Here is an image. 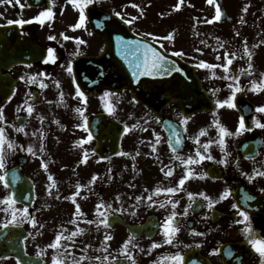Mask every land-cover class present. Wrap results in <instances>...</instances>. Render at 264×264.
Returning <instances> with one entry per match:
<instances>
[{"label": "flooded vegetation", "instance_id": "1", "mask_svg": "<svg viewBox=\"0 0 264 264\" xmlns=\"http://www.w3.org/2000/svg\"><path fill=\"white\" fill-rule=\"evenodd\" d=\"M69 1L58 0V3L62 7ZM248 1L253 7L251 18H201L200 32L183 27L184 18H136L131 24L125 21L132 18H97L98 22L93 23L87 9L85 27L74 29L72 26L79 19L77 8L76 13L69 16L64 11H56L43 24L35 18H12V21H28L19 25L20 49L37 48L45 57L34 63L12 60L7 71L12 89L8 99L0 97L5 117L0 127L5 128L8 139L25 148L33 146L37 154L5 148L10 186L5 188L0 182V200L11 193L16 201L14 207H27L37 223L34 227L25 220L19 225L0 226V264H17L18 260L21 264H52L53 256L59 264H73L80 257L85 259L79 260V264H132L122 253L129 237L134 238L129 252L136 264H175L170 257L176 252L183 256V264H260L259 253L248 242L249 235L244 229L250 224L254 235L264 237V191H260L264 189V176L256 175L264 171V128L254 122L264 123V113L256 111L264 106V91L251 90V81L259 83L260 74L264 73V0ZM227 2L235 15L238 0ZM89 6L112 14L120 12L125 17V0H94ZM128 29L145 39L140 34L152 33L157 39H147L166 55L183 51L184 55L179 58L194 68L199 79L198 87L187 91L188 99L198 101L197 104L184 110L176 101L177 89L168 75L140 77L138 99L125 85L123 79H128L127 72L119 89L110 86L113 70L128 69L127 61L120 54L121 44L116 39L121 36L128 40ZM169 33L173 40H164ZM245 44L252 53L251 61L244 54ZM48 48L54 49L55 60L45 63ZM225 52L235 53L229 72L238 76V81L223 78L222 67H197L201 60L223 65ZM249 62L251 69H248ZM69 64L71 72L67 70ZM241 69L246 71L241 73ZM96 71L105 73V85L96 84ZM40 73L44 75L36 84L26 82L28 77ZM41 83L47 86L41 87ZM229 84L242 89L233 100L236 106H218L217 100L223 101L231 95ZM81 85L87 89L83 91ZM77 87L84 93L83 97L77 95ZM93 87L95 89H90ZM29 94V103L34 109L31 115L24 103ZM78 107L87 117V131L76 127L84 122L76 112ZM242 116L246 127L239 134L225 136L222 151L214 121L236 133ZM185 117L186 123L182 124L180 121ZM126 125L127 132L124 131ZM21 126L23 132L15 131ZM173 128L182 138L181 145L175 144ZM202 129L206 130L204 135L200 134ZM89 132L92 139L78 144L81 139L87 140ZM156 135L160 138L158 144ZM170 138L176 153L172 152ZM41 142L43 154L39 151ZM204 144L209 145L206 150ZM98 150L103 151L105 157ZM197 150L212 159L186 167L175 158L177 154L185 159L189 155L195 157ZM85 151L88 159L83 163ZM42 163L47 164V171ZM189 168L193 174L176 193L154 194L156 187H176ZM169 169L173 174L166 176ZM4 171L0 170V174ZM49 175L53 176L55 187L49 188L52 183ZM93 175L97 176L96 181L81 188L76 195V203L81 208L76 213L70 197L77 192V183L88 185ZM248 176L253 178L249 180ZM225 189L231 194L220 200ZM189 192L194 194L191 199ZM201 192L216 201L211 209L207 207L208 201L199 195ZM149 195L151 201L147 198ZM249 196L254 199H247ZM100 201L111 205L110 210L101 209L107 210L108 220L115 215L107 227L98 222L87 223L88 220L98 221L96 205ZM169 201H178L175 209ZM253 201L261 204L263 210L247 206ZM233 204L238 208L234 209ZM5 208L9 211H4ZM185 209L186 215L183 214ZM240 210L249 214L248 223L237 222L243 221L238 215ZM172 211L178 214L179 230L172 237V243L166 244L161 225ZM11 216V207L0 203V225L11 220ZM73 219L76 224L71 223ZM130 226L141 227L143 231L134 234ZM77 227L84 231L72 241L66 240ZM57 234L62 236V247L51 249L48 245ZM106 235L111 239L105 240ZM154 243L159 246L153 247ZM64 253L67 255H61ZM105 256L109 257L107 261L103 259ZM96 257L101 259L96 260Z\"/></svg>", "mask_w": 264, "mask_h": 264}, {"label": "snow or ice", "instance_id": "2", "mask_svg": "<svg viewBox=\"0 0 264 264\" xmlns=\"http://www.w3.org/2000/svg\"><path fill=\"white\" fill-rule=\"evenodd\" d=\"M3 0H0V3H2ZM9 2H11V0H9ZM71 2L73 3V5L79 10V19L78 22L73 25L72 27L74 29H80V28H84L85 27V20H86V15H85V10L88 8L89 5H91L94 0H71ZM208 2L211 4L212 0H208ZM15 3L19 4L20 0H15ZM23 6V5H21ZM134 7H136V5H133ZM177 8L180 7V4L176 5ZM243 11H247V7H245L243 9ZM116 16L120 17L121 19H124V17L121 15L120 12H116L115 13ZM53 17V8L52 7H47L43 10H41L38 15L35 17L36 20H38L41 24H43L45 22V20H50ZM221 17V9L219 7V5H217L216 7V12H215V19L219 20ZM136 19V17H133L132 19H128L125 22L131 24L132 21ZM211 22V21H209ZM9 24L11 23H15L18 25L21 24H25L28 23V21H25L23 19L20 20H9L8 21ZM143 35L144 37H146V39H135V40H125L123 37L121 36H117L116 39L117 41L120 42L121 44V51L120 54L124 57V59L127 61L128 63V67L131 69V74L132 76L136 79L139 80L140 77H144V76H158V75H171L172 73H183L184 70L182 67H180L179 65H177L175 60L170 59L165 53L161 52L159 49H157L156 47L153 46L152 43H150L148 41V37H150L152 40H156L157 37L154 36L152 33H143L140 34ZM237 35H239V33H237ZM65 39H69V37H64ZM49 39H55V37H49ZM164 40H168L171 41L173 40V35L172 33H169L167 36L163 37ZM79 43H83V41H79ZM201 43H203V41H201ZM262 43H264V41H262ZM162 47V45H161ZM221 47H223V45H221ZM197 51H200L199 49H197ZM244 54L246 56H248L249 61H251V56L252 53L249 51L247 44L244 45ZM175 56L179 57L184 55L183 51H176L174 53ZM224 57H225V63L223 65H214V64H210L206 61H199V63L197 64V67L200 68H204V69H215L217 67H222L225 73V76L223 78L230 80V81H238L239 77L238 76H233L230 74L229 72V66L231 65V63L233 62V59H235V53H228L225 52L224 53ZM231 57V58H229ZM217 59H220L219 56H217ZM55 60V56H54V49L52 48H48L47 49V56L45 58V63L52 61L54 62ZM252 68V64L251 62H249L248 64V69ZM69 72L72 71V66L71 64L68 65V69ZM246 70L245 69H241V73H244ZM43 73H40L38 76H30L27 78V83H31V84H36L40 78V76H43ZM185 75H187L185 73ZM260 82L257 83V81H251L252 84V91H264V73L260 74ZM21 79H24V77H21ZM41 87H46L47 85L41 83L40 84ZM228 87L232 90L231 91V95L226 98L223 101L217 100L216 103L218 106H227L228 108H234L236 105L233 102L235 95L237 92L242 91L241 88H239L238 86L234 87L232 84H229ZM77 95L79 97H83L84 93L82 91H80L79 87H77ZM14 94V93H13ZM108 93H105V96H108ZM31 99V94H29V98L28 100H25V106H26V111L29 115H31L34 111L33 109V105L31 103H29V100ZM61 99H63V94H61ZM86 102V100L84 101ZM18 111L20 110L19 108L17 109ZM257 112L260 113H264V106H259L256 109ZM76 112L79 113L82 117H83V123L81 124H77L76 127H80V128H84L85 131H87V117L84 116V110L82 108H77ZM41 120H43V117H40ZM5 120V117L3 115V109L0 108V122H3ZM187 117H185L184 119H182L180 122L186 123ZM255 123L258 124L259 127L264 128V123H260L259 121H254ZM58 123V121H57ZM214 124L218 127L219 129V141L218 144L221 147V150L223 151L224 148V144H225V136H232V135H236L240 133L241 129H244L245 126V121H244V117H240L239 120V125L238 128L236 130V133H232L230 132L227 128L221 126L219 124V121H214ZM133 127H136V125H133ZM128 126L126 125L124 128V131L127 132ZM15 131L17 132H23L24 128L21 127H16ZM206 130H201V135L205 134ZM33 135H36V133H33ZM172 135L173 137H175V144L176 145H181L182 144V138L178 135V133L176 132L175 128L172 129ZM92 139L91 133L89 132L88 136H87V140L81 139L79 141H77L78 144H84L87 141H90ZM160 142V138L158 135H156V144H158ZM199 141L197 140V143ZM209 143H212L211 141H209ZM208 144H204L203 148L206 150L208 148ZM170 147L172 148V152L176 153L177 149L175 147L172 146L171 144V138H170ZM5 148L7 149H11V150H15L17 148H20L30 154H32L33 156H36L37 152L34 149L33 146L29 145L28 147H24L23 145H17L14 141L10 140L7 138L6 136V131L4 127H0V170H5L3 174H0V182L3 183L5 188H8L9 182L7 180V171H6V156H5ZM153 150L155 151V145H153ZM39 151L41 152V154H43L44 152V145L41 142L40 145V149ZM119 154V153H118ZM124 155H127V153H124ZM175 158L177 160H181L182 163L187 167L190 164H198L200 163L202 160L204 159H212V157L210 155L205 156L204 154H202V152L200 150H197L195 153V157L189 155L186 159L181 157L180 155H176ZM88 159V154L85 151L84 155H83V163H86ZM227 161H221V163H226ZM42 167L47 171V164L46 163H42ZM167 167V166H165ZM162 172H164V169H161ZM173 174V170L169 169L167 172H165L166 176H171ZM193 174L192 170L189 168L188 171H186V173L181 177V179L178 181V185L176 187H167V188H160V187H156L154 190V194H160L162 191H165L169 194H174L176 193L180 187H182L186 180H188L190 178V175ZM257 176H264V171H258L256 173ZM19 177H16V179H18ZM253 177L248 176V179L251 180ZM97 179L96 175H93L91 180L88 182V185H81L79 183L76 184V190L77 192L74 193L70 198L72 199L73 203L75 204V211L76 213H79L81 211L80 205L78 203H76V195L79 193L81 188L84 187H89L92 183H94ZM48 180L52 181V183L49 185V188L55 187V181L53 179L52 175L48 176ZM260 191H264V189H260ZM230 190L229 189H225L224 192L220 195V200H223L225 198H227L230 195ZM49 195H51V192H49ZM193 193L189 192L188 193V197L191 199L193 197ZM199 195L201 197H204L205 200L208 201L207 203V207L209 209H211L214 205V203H216V201L210 199L209 197H207L203 192L199 193ZM27 197H25L26 199ZM148 200H152V196L149 195ZM67 199V197H66ZM117 199H119V197H117ZM141 197H136V200H140ZM247 199L251 200L254 199V197H247ZM172 204V208L175 209L176 204L178 203V201L172 202L169 201ZM0 203H3L5 205H9L11 207V212H12V216H11V220H9L7 223H5L4 225H0L2 227H8L9 225H19L21 224L23 221L27 220L30 223L33 224V226L35 227L37 221L35 220L34 217H32L29 214V210L27 207H24L22 209H16L14 207L16 201H15V197L9 193L7 195H5L2 200H0ZM161 207H164V204L161 203L160 205ZM232 207L234 209L238 208L237 204H233ZM101 209H107L110 210L111 209V205H105V203L103 201H100L97 205H96V213L98 216V221H94V220H88L87 223L88 224H93V223H97L104 225V226H108L109 224V220H108V215H107V210L102 211ZM4 211H9V208H5ZM17 214H19V219L17 218ZM184 215L187 214V209H185V212L183 213ZM75 215V213H74ZM177 212L172 211L164 220L163 224L161 225V229L163 231L165 240L164 243L166 244H171L172 243V237L175 235V233L179 230L178 225H176V217H177ZM238 215L240 217L243 218V221H237V222H243V223H248L249 222V214L246 211L240 210ZM72 224H76L77 221L76 219H73L71 221ZM84 231V229L77 227L76 231H73L70 235H68L65 239L68 241H72L73 237L77 236L78 234H81ZM244 231L246 233H248L249 235V240L248 242L250 243V245L252 246L253 249H255L256 252L259 253L260 256V264H264V237L261 236H256L253 234L252 229H251V225L248 224V227H246L244 229ZM29 235H31V233H29ZM202 235V233L200 234ZM25 239H27V237H25ZM62 239V236L60 234H57L55 236V239L52 243H50L48 245L49 248L51 249H59L60 247H62V245L60 244V241ZM105 240H109L111 239V236L106 235L104 237ZM132 239H134L133 237H129L128 240H126L124 242L123 248H122V253L127 257L128 260L132 261V264H136V261L132 255L131 252H129V246L132 243ZM153 247H158L159 245L157 244H153ZM108 250L105 249V252H107ZM216 251V250H213ZM230 254V253H229ZM61 255H67V253L61 254ZM85 259V257H80L79 260H83ZM96 260H100V257H96ZM103 259L105 261H107L109 259L108 256L103 257ZM170 259H172L175 264H183V256L181 255L180 252H176L174 256L170 257ZM79 260H74L73 264H79ZM17 264H21V262L18 260ZM52 264H59L57 257L53 256L52 258ZM193 264H195V262H193Z\"/></svg>", "mask_w": 264, "mask_h": 264}, {"label": "rangeland", "instance_id": "3", "mask_svg": "<svg viewBox=\"0 0 264 264\" xmlns=\"http://www.w3.org/2000/svg\"><path fill=\"white\" fill-rule=\"evenodd\" d=\"M192 1L193 0H150V1H147V9L145 10L140 9L137 6L134 7L133 4H129L128 9H127L128 17L129 18H133V17L148 18L149 17L148 13H145V11L146 12L150 11V13L152 14V18H167L166 16L171 14V11H174L176 9L175 7L177 4H180V5L182 4L183 5L182 7L186 6L190 8L191 6L194 9L193 11L192 9H190V13H187L185 10H183V12H186L185 14H182V13L176 14L178 15V17H181L182 15H184V19H185L184 21L187 20V17L188 18H198L200 20V18H203L202 16L203 14H204V18H214L215 17V12H216V7H217L216 0H212L211 4L207 2V0H194V1L200 2L204 6L203 10L201 11L199 10L196 12H195L196 6L195 4H192ZM238 1L241 2L242 0H238ZM18 6H19V11L22 12L23 18H35L38 15V13L41 11L39 9L26 8V5L21 0ZM246 7H247L246 13L249 16L252 14L253 7L251 6V4H249V2H247ZM73 11L74 10L70 8L66 12L71 15ZM238 14L239 13H237L236 15L238 16ZM9 18H15V12L9 0H3V2L0 3V21H6V20H9ZM172 18H177V17H172ZM197 22L198 21H196V25L199 26ZM181 25L185 26L186 24L185 22H182Z\"/></svg>", "mask_w": 264, "mask_h": 264}, {"label": "water", "instance_id": "4", "mask_svg": "<svg viewBox=\"0 0 264 264\" xmlns=\"http://www.w3.org/2000/svg\"><path fill=\"white\" fill-rule=\"evenodd\" d=\"M28 2L31 5H40V4L44 3L43 0H28ZM91 14H92V12H91ZM92 16H95V14L93 13ZM221 17L222 18H226V15H224V17H223V14H222ZM4 31H5L4 33L0 32V65H7L9 63V61H10L9 36H8L9 26L4 28ZM26 57H28V56H26ZM179 80L180 79L178 78V81ZM133 84H132V80L130 78L129 86L132 87L134 95L137 96L138 95V88H137V86L135 84L134 85ZM185 85H188V84L185 83ZM187 101H185V100L181 101V104L183 105V107L187 106V104L189 102V101L188 102Z\"/></svg>", "mask_w": 264, "mask_h": 264}]
</instances>
